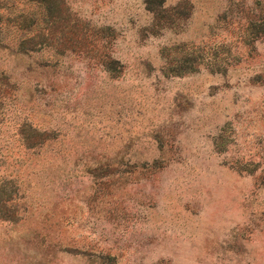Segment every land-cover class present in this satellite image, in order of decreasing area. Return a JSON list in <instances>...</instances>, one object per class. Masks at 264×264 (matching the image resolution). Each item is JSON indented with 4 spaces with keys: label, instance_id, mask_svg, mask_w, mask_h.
Here are the masks:
<instances>
[{
    "label": "rangeland",
    "instance_id": "1",
    "mask_svg": "<svg viewBox=\"0 0 264 264\" xmlns=\"http://www.w3.org/2000/svg\"><path fill=\"white\" fill-rule=\"evenodd\" d=\"M158 1L0 0V264H264V0Z\"/></svg>",
    "mask_w": 264,
    "mask_h": 264
},
{
    "label": "trees",
    "instance_id": "2",
    "mask_svg": "<svg viewBox=\"0 0 264 264\" xmlns=\"http://www.w3.org/2000/svg\"><path fill=\"white\" fill-rule=\"evenodd\" d=\"M163 1H164V0H160V2L158 1V4H157L158 6H157V7H159ZM147 2H149V4L152 3L151 1H147ZM155 9H156V8H154L152 11H153V12L156 11ZM260 31L264 34V23H263L262 25H260Z\"/></svg>",
    "mask_w": 264,
    "mask_h": 264
}]
</instances>
